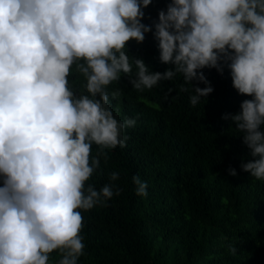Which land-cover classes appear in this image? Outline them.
I'll return each mask as SVG.
<instances>
[{"label":"clouds","instance_id":"9594fccd","mask_svg":"<svg viewBox=\"0 0 264 264\" xmlns=\"http://www.w3.org/2000/svg\"><path fill=\"white\" fill-rule=\"evenodd\" d=\"M152 3L0 0V264H52L53 252L55 264H78L84 255L82 211L121 192L115 171L99 190L86 182L136 124L110 106L122 95L110 85L125 76L143 92L180 75L179 91L191 85L195 107L214 91L202 69L227 68L233 88L250 98L222 118L249 149L242 170L264 181V0H170L148 25ZM146 33L171 65L163 72L129 55L128 42L142 43ZM73 72L83 78L79 90ZM132 181L146 197L147 183Z\"/></svg>","mask_w":264,"mask_h":264},{"label":"trees","instance_id":"16d2710c","mask_svg":"<svg viewBox=\"0 0 264 264\" xmlns=\"http://www.w3.org/2000/svg\"><path fill=\"white\" fill-rule=\"evenodd\" d=\"M169 2L153 0L142 22L152 25ZM127 49L151 71L171 67L160 62L152 33L142 43L129 41ZM202 71L214 91L195 107L191 85L179 91L180 75L143 92L126 76L110 85L122 90L119 99H110L114 115L136 124L125 130L126 146L110 150L107 164L102 160L86 182L99 190L115 171L121 192L82 211L85 249L78 264H264V181L242 170L249 149L222 118L250 97L233 88L227 68L222 75L214 68ZM69 80L79 90L83 78L73 72ZM134 175L147 183L146 197L136 195ZM59 258L53 252L52 264Z\"/></svg>","mask_w":264,"mask_h":264}]
</instances>
